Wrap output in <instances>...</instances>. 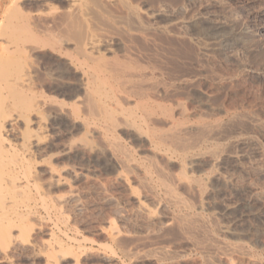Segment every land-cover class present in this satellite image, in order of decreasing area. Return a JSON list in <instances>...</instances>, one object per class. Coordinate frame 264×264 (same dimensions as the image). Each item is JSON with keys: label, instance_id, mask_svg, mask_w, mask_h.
Masks as SVG:
<instances>
[{"label": "rangeland", "instance_id": "374dc122", "mask_svg": "<svg viewBox=\"0 0 264 264\" xmlns=\"http://www.w3.org/2000/svg\"><path fill=\"white\" fill-rule=\"evenodd\" d=\"M134 1L141 6L142 11L152 15L149 21L151 27L169 26L166 33L155 30L154 37L159 43L163 59L167 55L169 59L166 61L171 60L169 63L175 67L174 73L181 74L180 71L185 66L182 73L195 75L192 85L180 88L173 95L174 98L169 97L165 103L177 107V113L181 108L187 110L192 122H216V118L222 120H217L222 125L220 132L197 151L200 155L205 153L203 169L200 172L196 170V175L204 176L206 181L202 197L185 193L192 205L189 209L172 203L163 189L157 187L154 201L140 183L131 178L130 187L137 188L140 194L138 196L148 201H145L146 204L153 209L152 215H149L138 207L137 198L131 195L129 185L118 178L121 169L112 159L108 147L105 148L106 143L101 136L96 133L87 135L82 122L84 120L74 123L70 117L61 116L56 121L54 110L49 105L51 109L46 106L32 113L25 105L19 104L8 84H14L20 75L22 77L30 73L34 83L32 90H28V95L31 96L32 92L46 97L48 95L49 100L55 98L54 102H62L69 108L79 105L77 99L83 96V91L78 85V73H69L62 59L50 49L34 54L23 50L27 42L22 43L24 31L19 27L27 23L25 30L37 32L40 37L47 39L51 28L46 20L48 12L53 7L65 9L67 2L0 0V102L4 101L0 104V111H4L0 112V126L2 127V121L4 124L6 119L13 116L24 117L14 133L0 127V142H4L7 150L9 148L10 153L7 152V155L11 158L24 155L20 140L27 133L40 134V137H44V142L50 143L46 151L33 152L29 159L33 160L29 165L39 189L36 186L32 189L34 207L26 220L32 234L17 239L34 246H20L8 257H3L0 253V264H48L47 258L53 252L60 253L58 264H225L227 259L233 264H264V31L261 30L264 22L252 9L264 4V0ZM214 25H218V35L223 37L208 33L207 27ZM15 29H20L18 33H21V39L16 35ZM94 29H98L94 32L100 36V25L95 24ZM56 32L59 34L62 30L58 29ZM55 80L53 87L51 84ZM58 81L63 84L59 86ZM40 123L44 127L42 131L38 129ZM125 132L118 133L121 142L131 147L136 156H146L144 144L135 142ZM82 140H88L92 149L68 153L64 151V146L70 141ZM18 153L20 154L17 155ZM51 167L62 174V183L52 184L48 173ZM169 167L171 171L178 172L179 160L176 159ZM38 190L43 194L44 202L46 201L44 205L37 194ZM56 197L62 201L56 202ZM229 205L233 210H227ZM188 212L193 216L200 215L199 220L193 223V230L182 228L176 221L170 225L165 224L167 216L185 215ZM238 217L242 221L235 224L233 220ZM115 230L119 232L118 236ZM225 241L240 244L242 248L227 250L224 247Z\"/></svg>", "mask_w": 264, "mask_h": 264}, {"label": "bare ground", "instance_id": "6f19581e", "mask_svg": "<svg viewBox=\"0 0 264 264\" xmlns=\"http://www.w3.org/2000/svg\"><path fill=\"white\" fill-rule=\"evenodd\" d=\"M66 2L67 7L65 9L59 10L58 7V9L56 7H53L48 12L46 20L49 22V24H51V28L52 26L53 28H50L48 34L49 36H47V39H44V37H40L37 32L35 33L31 30L30 32H28L27 30H25L24 27L25 24H27L25 22V24H23L24 26L22 24L19 26L21 30L24 31L23 37L20 32L18 33V30L20 29L15 30L17 31L16 35L18 36V38L21 39L22 37V39L24 40L20 41H22V43L27 42V44L23 46V50L30 51V53L34 54L40 52L43 49H50L53 54L55 53L58 58L60 57L62 59L64 65L69 70V73H78L77 78L80 76V82L78 85L82 89L81 91H83V96L79 100L76 98L77 102H79V105L69 108L62 102H54L53 100L55 98L53 100H49L46 93L43 94H46L47 97L41 94L37 95L34 92H32L31 96L28 95L27 92L30 89L32 90V85L34 83L31 76H29L30 73L22 77L20 75L18 79L16 78L17 80L14 79L16 80L15 83H9L8 88L15 93L19 104L25 105L32 113L39 111L42 107L46 108V106H50L51 108H53L52 110H54V114H52L55 115V120L61 116L70 117L71 121L73 120L74 123L77 121L80 122V119L84 120L82 122L85 126L84 129H86L87 131V135L96 133L97 135L99 134L101 136V138L107 144V146L106 144H104L105 148L108 147L112 159L121 169L119 171L118 178L122 182L128 184L129 187L130 179L134 178V180L136 179L138 184L140 183V185L146 190V192L152 196L154 201H156V189L157 187H161L172 203L178 206L187 207L189 209L192 208V205L189 203V200L187 199L185 193L193 197L197 195V198H201L203 194V187L206 182L205 178H203L204 176L202 177L200 175H196V170H202L205 165L203 163V154L205 153L200 155L197 151L200 150L201 147H203L205 144H208L209 140L220 132L219 130L221 129L220 127L222 125L220 126V124L217 123L219 120H221L217 118L216 122H206L205 120L192 122L190 119L191 114H189L187 110L181 108V111H178L177 113L175 111V108L177 107L174 108L173 105L165 103V101L169 99V97H173V95L180 88L189 87L193 84V82H195V75L181 72L183 71V68H185V66L180 71L181 74H176L174 73L175 67L172 66V63V65L169 63L171 62V60L169 62L166 61V59H169L167 58V55L165 60L162 57L163 54L161 53L162 51L160 52V49L158 47L159 43L157 44V40L154 37V31L159 30L166 33L169 26L163 25V27L161 26L160 28H158L157 26V28L151 27L149 21H151L150 19L152 18V15L142 11L140 8L141 6L139 7L134 0H66ZM252 9L256 13V16L261 18L264 22V4H259ZM220 23L222 24V22ZM95 24L100 25V36H98L99 34L97 35L94 32V30H98L94 29ZM58 29L62 30V33L58 34L56 32V30ZM218 29V25L207 27L208 33L212 35H218ZM261 30L264 31V23H262L261 25ZM58 61L60 60L58 59ZM178 69H176V71ZM68 76L70 75L68 74ZM58 78L60 79V77ZM73 78L76 77L72 76V79ZM44 80L45 79H43V82ZM39 82H41V80ZM55 82L56 80L52 82V84H50L53 86V83ZM60 84L61 83H59V86ZM196 84L198 85V81ZM51 85L49 86L51 87ZM40 92L41 91H39V93ZM178 104L180 105V103ZM50 107L49 109H51ZM183 107H185L184 103ZM0 112L3 113L4 111ZM9 115H11V113L8 114V116ZM23 118L20 115L13 116L10 119H6L4 124L2 123V121V127H4L6 131L14 133L16 131V126H18L19 122H21V119L23 120ZM28 122L30 123V121ZM38 129L40 131L44 129L42 123L39 124ZM120 131L128 132V134L134 139L135 142H142L145 147L144 150L147 152L146 156L145 154L142 157L136 156L131 147H128L126 144L122 143L121 139L118 136V133ZM39 135L35 133H31L29 135L27 133V135H22L20 144L24 155L22 154L23 156L21 157H8L7 152L8 154L10 153L8 151L9 148L7 150L3 145L4 142L3 144H1L2 142H0V253H2L3 257H8L10 253L16 252V250H18L20 246H34V244L23 243V241H20L17 238H23V236L32 234L30 226L26 225V220L27 218H29L33 211L34 198L32 197V189H34L33 187L35 186L37 187V183L35 185L29 165V162L32 161L33 163V160L29 159L33 152H44L50 146V143L48 144L46 141L45 143L43 140L44 137L41 136V138ZM97 141L99 140L97 139ZM92 147L93 146L88 140L70 141L67 145L64 146V151L68 153L74 150L81 149L91 150ZM14 149L15 148H12V150ZM212 151L214 152V150ZM19 154L20 153H18L17 155ZM214 156H216V153ZM176 159L179 160L180 170L178 172H173V170L171 171L169 169V166L172 165V163H174ZM31 165L33 166V164ZM48 173L50 175L52 184H60L64 181V177L62 176V174L59 173L55 168H49ZM50 179L48 180L49 182ZM125 188L126 187H124V189ZM37 189L39 188L37 187ZM55 189L56 188L54 187V190ZM130 189L131 195L137 198L138 207L142 211L147 212L149 215H152L151 213L153 209L149 208L146 204V202L148 201L143 200L140 196H138L140 194L137 188L130 187ZM37 194L39 195V198L42 200V203L44 205L46 201L44 202L45 199L42 196L43 194H41L39 190L37 191ZM57 201L59 202L62 200L61 198H58L56 202ZM47 206L48 205L46 204V207ZM231 209L232 207L229 205L227 207V210ZM155 211L153 212L155 213ZM199 217L198 214L196 216H193L192 214H190V212L185 215H173L169 217L167 216L165 219V224L170 225L174 221H176L182 228L193 230V223L195 221H198ZM241 221L242 219H239V217L238 219L233 220L235 224H240ZM55 226L57 225L55 224ZM119 229L120 228H118L117 230L119 231ZM112 230H114V228ZM117 230H115V232ZM115 234L118 236L119 232H116ZM60 247L61 246H59V248ZM224 247L227 250H239L242 248L240 244L235 245L227 241L224 242ZM60 251L64 252V254L66 253L62 249ZM121 251L124 252V250ZM59 254L60 253L58 252H53V254L50 255L49 258H47L48 260L46 259L48 261V264H58V259L60 257ZM113 254H115V251ZM224 256L226 255L224 254ZM73 258L75 259V253ZM8 260L10 259L8 258ZM225 264L233 263H231L230 259H227Z\"/></svg>", "mask_w": 264, "mask_h": 264}]
</instances>
